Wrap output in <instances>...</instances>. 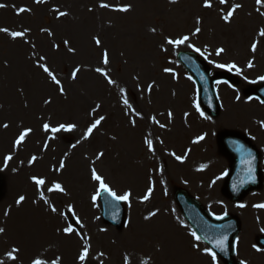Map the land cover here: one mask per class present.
Listing matches in <instances>:
<instances>
[{"label": "rangeland", "instance_id": "rangeland-1", "mask_svg": "<svg viewBox=\"0 0 264 264\" xmlns=\"http://www.w3.org/2000/svg\"><path fill=\"white\" fill-rule=\"evenodd\" d=\"M207 2L0 0L2 264H222L181 217L175 188L213 218H237L236 262L264 264V106L247 96L264 81V0ZM179 52L199 55L218 78V117L199 108ZM228 131L260 157L262 185L237 203L223 195L228 160L216 142ZM93 172L130 194L120 230L100 219ZM56 184L63 191H49Z\"/></svg>", "mask_w": 264, "mask_h": 264}, {"label": "water", "instance_id": "water-1", "mask_svg": "<svg viewBox=\"0 0 264 264\" xmlns=\"http://www.w3.org/2000/svg\"><path fill=\"white\" fill-rule=\"evenodd\" d=\"M177 60L193 79L201 108L210 117H216L219 113V106L213 91L214 81L209 77L207 67L193 54L180 53ZM253 95L264 103V85L254 91ZM221 143L223 151L231 163L224 191L231 201L237 202L248 192L260 186L261 174L258 170V154L245 138L237 134L222 135ZM1 188L2 180L0 179V190ZM174 200L192 230L209 246L223 264H236L233 259L232 245L239 231L238 221L232 217L222 220L209 218L202 208L182 190L175 192ZM99 202L103 222L120 229L124 221V211L119 201L103 191L99 196ZM222 239L223 247L216 246L217 242ZM258 245L264 249V238L258 240Z\"/></svg>", "mask_w": 264, "mask_h": 264}, {"label": "snow or ice", "instance_id": "snow-or-ice-1", "mask_svg": "<svg viewBox=\"0 0 264 264\" xmlns=\"http://www.w3.org/2000/svg\"><path fill=\"white\" fill-rule=\"evenodd\" d=\"M38 2H42V0H38ZM220 2H221V3H225V0H220ZM261 2H262V0H257V3H258V4L261 3ZM2 6H3V5H0V7H2ZM101 6H102V7H107V5H101ZM205 6H206V7H210V6H211V5L207 2V0H206V3H205ZM238 7H240V5H235L234 8L232 9V11H229L228 14H227V16L224 17V19L227 20V19L233 14V11L235 10V8H238ZM25 10H26V9H20L19 11L23 12V11H25ZM122 10H127V9H122ZM61 15H64V13H61ZM0 31H5V32H7L8 30H7V29H0ZM197 31H199V29H197ZM11 35L15 38V37H18V36L23 35V33H21V32H12ZM261 35H264V31L261 32ZM187 39H188V37L185 36V37H183V39H181V40H177V41L169 40L168 43H170V44H180V43H183L184 41H186ZM97 43L99 44V41H97ZM190 46H191V45H190ZM70 50H71V49H70ZM253 50H255V45H253ZM196 51H199V49H196ZM221 51H223V49H219V50L217 51V54H219ZM104 62L107 63V54H105ZM250 66H251V65H250ZM42 67H43V66H42ZM217 67H224V65H217ZM228 67H229V68H233V67H235V65H229ZM44 71H45V72H48L49 76H52V73L49 71V69H48L47 67H44ZM97 71H100V69H97ZM166 71H168V70L166 69ZM73 75H75V73H74ZM52 79L55 81V77H54V76H52ZM261 79H264V77H261ZM56 82L59 83L58 81H56ZM109 83H112V81H109ZM99 123H100V121L97 120L94 124H92V126L88 129V133L90 134L91 131H92V129H94ZM44 127H45L46 130L48 129V125H45ZM61 127H64V126L61 125ZM72 127H73L72 125H69V126H68V129H71ZM56 130H57V129H53V131H56ZM22 138H23V136L21 137V139H22ZM200 139H203V137H200ZM17 143H19V141H17ZM148 143H149V147L151 148V142L149 141ZM9 159H10V157H9ZM177 159H180V157H177ZM61 167H63V164H61ZM93 179H95V180H97V181H100L101 189H102L103 191H105V192H108V193H109L114 199H116V200H125V201L128 199V197H129V195H130L129 193H125L123 196H118V195H117L115 192H113V191H112L107 185H105V184L103 183L101 177L98 176V175H96L95 172H93ZM33 180H34V182H35L38 186H39V185H43V184L45 183L43 179H37V178H35V177H33ZM53 190L63 191L62 187H61L59 184H56V185H54L53 188H50V189H49V191H53ZM149 191H151V190H149ZM42 198H43V197H42ZM144 199L147 200V199H148V196H145ZM23 200H24V197L21 196V197L17 200V203L19 204V203H20L21 201H23ZM241 207H243V205H241ZM258 207H264V205H258ZM52 210L55 211V208H53ZM3 231H4V229L0 228V232H3ZM64 231H65L66 233H70V232L73 231V229H72L71 227H68V228H66ZM193 236H194V238L197 239V240L200 239V237H199V236H196L195 233H193ZM225 239H226V238H225ZM223 243H224V241H223V239H222V240H220V241L217 242V245H216V246L222 248V247H223ZM17 251H18V249L13 248L12 251L9 252V253H7L6 255H7V257H8L9 259L14 260V259H16V256H15L13 253H15V252H17ZM206 251H208L209 254L213 256V260H215V254L212 253L211 250H207V249H206ZM86 256H87V248H85V250L81 253L79 259H80L81 261H84L85 258H86ZM0 264H2V262H0ZM33 264H43V262L40 261V260H36V261L33 262ZM242 264H243V262H242Z\"/></svg>", "mask_w": 264, "mask_h": 264}, {"label": "bare ground", "instance_id": "bare-ground-1", "mask_svg": "<svg viewBox=\"0 0 264 264\" xmlns=\"http://www.w3.org/2000/svg\"><path fill=\"white\" fill-rule=\"evenodd\" d=\"M254 120H255V119H253V121H254ZM38 199H39V196L36 197V200H35V201H36V204H37L38 206L40 205V207H42L43 205L41 204V201H40V202L38 201ZM39 200H40V199H39ZM37 201H38V202H37ZM38 203H39V204H38ZM40 209H41V208H40Z\"/></svg>", "mask_w": 264, "mask_h": 264}]
</instances>
